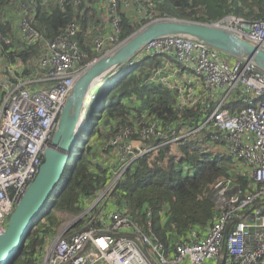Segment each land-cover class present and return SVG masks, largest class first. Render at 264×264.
Wrapping results in <instances>:
<instances>
[{
	"label": "built area",
	"instance_id": "obj_1",
	"mask_svg": "<svg viewBox=\"0 0 264 264\" xmlns=\"http://www.w3.org/2000/svg\"><path fill=\"white\" fill-rule=\"evenodd\" d=\"M114 8V0H109V11L114 12ZM29 10L26 4L31 21ZM109 20L111 34L94 41L99 58L85 62L86 55L74 40L79 32L75 22L63 35L48 40L23 19L19 33L24 45L39 46L36 64L43 71L41 77L22 78L24 64L20 60L12 63V69V64L0 60V236L39 171L75 82L121 44L116 36L118 21L114 16ZM157 20L161 19L152 21ZM214 23L264 50V21L248 23L228 16ZM3 42L11 44L0 31V48ZM155 58L160 66L144 83L170 92L177 119L162 124L148 118L147 110L130 112L131 124L115 130L105 146L113 151L111 161L115 165L108 167L115 179L100 190L99 201L89 204L79 220L65 225L45 245L40 264H264V70L241 59H227L223 53L184 36L152 40L127 62L125 70ZM89 98L95 100L93 93ZM238 103L244 108H235ZM198 108L199 119L193 128L190 121L180 117L182 112ZM201 131L210 134L211 150L221 148L234 161L233 166L242 163L246 168L239 174L247 177L245 188L233 179L213 186L216 215L204 237L177 245L167 253L152 233L149 208L143 211L140 226L123 208L111 209L106 216L103 213L107 210L95 214L97 202L108 198L139 158Z\"/></svg>",
	"mask_w": 264,
	"mask_h": 264
},
{
	"label": "trees",
	"instance_id": "obj_2",
	"mask_svg": "<svg viewBox=\"0 0 264 264\" xmlns=\"http://www.w3.org/2000/svg\"><path fill=\"white\" fill-rule=\"evenodd\" d=\"M102 0H0V31L11 44L1 45L0 60L12 64L20 60L23 64L37 52L38 45L26 46L23 52L13 50L15 44L10 28H20L25 19L45 39L53 40L65 33L66 28L75 22L79 28L74 38L78 42L85 62L99 58L94 50V41L111 34L110 23L105 24L100 15ZM115 17L119 25L118 44L125 41L135 31L154 19H178L199 23H214L228 16L245 22L264 21V0H114ZM27 4L33 14L30 21L25 11ZM128 4L126 7L125 5ZM141 20L140 25L137 22ZM93 40V41H92ZM91 41V42H90ZM224 57L233 58L230 56ZM11 60H9V59ZM13 59V60H12ZM13 62V63H14ZM109 77L93 90L94 102L98 105L108 99L100 118L102 124H94L87 135V142L77 157L69 161L62 181L53 195L47 209L50 210L35 224L27 237L21 253L13 264H37L38 258L51 235L57 230L59 214L77 217L94 200L98 190L108 182L112 160L111 148L105 147L115 130L130 125V112L148 111V118H156L162 124L177 119L178 111L173 109V96L162 86L145 84L146 77L160 66V60L147 59L132 70H125ZM102 97L97 99L101 87ZM1 102V101H0ZM100 102V103H99ZM133 103V106H130ZM129 104V105H128ZM233 109L232 107H228ZM237 109L244 108L240 103ZM105 112V113H104ZM200 109L182 112L193 128L197 127ZM86 121L79 125L77 146L87 132ZM209 133L198 132L172 144L159 146L134 162L124 173L112 192L115 205L123 208L131 220L142 225L143 211H151V230L167 253L177 245L189 244L195 233L198 240L206 235L215 219L213 186L225 179H233L243 188L247 187V177L239 172L246 167L223 153L213 152L208 144ZM75 146V148H76ZM110 159L100 163L101 157ZM243 165V168L241 167Z\"/></svg>",
	"mask_w": 264,
	"mask_h": 264
},
{
	"label": "water",
	"instance_id": "obj_3",
	"mask_svg": "<svg viewBox=\"0 0 264 264\" xmlns=\"http://www.w3.org/2000/svg\"><path fill=\"white\" fill-rule=\"evenodd\" d=\"M166 36L194 39L264 70L263 49L240 39L216 23L161 19L147 23L135 31L110 54L88 67L75 82L59 115L50 145L43 153L39 171L10 215L4 235L0 236V264L14 263L38 218L60 185L75 151L82 109L92 88L121 69L144 45Z\"/></svg>",
	"mask_w": 264,
	"mask_h": 264
},
{
	"label": "rangeland",
	"instance_id": "obj_4",
	"mask_svg": "<svg viewBox=\"0 0 264 264\" xmlns=\"http://www.w3.org/2000/svg\"><path fill=\"white\" fill-rule=\"evenodd\" d=\"M101 2H102V3H101L100 6L102 7L103 11H102L100 17H101L102 21L104 22L103 26H104V28H105V24L108 25V24L110 23L109 16H108V14H109V11H108V8H109V0H102ZM140 21H141V20H139V21L137 22V25H140V24L142 23V22H140ZM10 29H11V28H10ZM14 29H15V31L10 32L11 35H13V37H12V38H13L12 41H13V43L15 44V47L12 46V49H13V50H21V52H23L24 50H22V49H25V48H24L23 38H22L21 34L19 33L20 30H19V28H14ZM105 30H107V28H105L104 30L99 29L98 32H102L100 35H105ZM92 41H93V40H92ZM90 42H91V41H90ZM38 48H39V46H38ZM0 52L3 53V48H0ZM38 52H39V50H38ZM8 59H9V58H8ZM9 60H11V59H9ZM12 60H13V59H12ZM36 60H37V52H36L35 54H32V56H30V57L28 58V62H27L26 64H24V69L21 71L20 77H22V78H31V75H34L35 78H39V77H41L43 71L40 70V69L37 67ZM18 61H19V60H18ZM13 62H14V61H13ZM13 62H12V63H13ZM17 63H18V62H17ZM13 64H14V63H13ZM13 64L10 65L9 68L12 69ZM120 71H121V70H120ZM120 71H116L115 73L111 74L109 77L114 76L115 74L119 73ZM109 77H107V78H106L104 81H102L101 83H104V82L106 83V82L110 81ZM101 83H100V84H101ZM100 84H99V86H100ZM37 87H40V86L37 85ZM95 87H96V86H94L92 89H94ZM103 88H104V87H103ZM103 88H102V86H101V87H99V89L97 90V99H100V98L102 97V90H101V89H103ZM89 95H90V93H89ZM101 101H102V102L98 105V102H97V101L94 102L93 100H91V99L89 98V99L87 100L86 104L83 106V109H82V116H81V121H80L79 125H80L82 122L86 121L88 130H87V132H86L84 138L81 139L80 143L76 146L75 151H73L72 159H71V160H73L75 157H77V156L79 155V153L82 151V149H83L85 143H86L87 140H88L87 135H88V133H89V130L92 128V126H93L94 124H96V126H97L98 124H102V119L100 118V113L102 112V110H103L105 104L108 102V99H107V98H104V99H102ZM128 105H129V104H128ZM130 106H133V103H132ZM104 113H105V112H104ZM78 128H79V127H78ZM77 131H78V130H77ZM146 146H147V147H150V146H152V144H149V145L146 144ZM212 151H213V152H219V153H222L221 148H218V149H216V150H212ZM241 167L243 168V165H241ZM114 179H115V176L112 175V174L110 173V175H109V179H108V182H112ZM120 181H121V180H120ZM108 182H107V183H108ZM117 184H118V183H117ZM116 186H117V185H116ZM115 188H116V187H115ZM58 189H60V187H59ZM100 190H101V189H100ZM100 190H98V193L96 194L94 200H93L90 204L94 203L97 199H98V201H99L100 197L102 196V191H100ZM114 190H115V189H114ZM114 190H113V191H114ZM113 191H112V192H113ZM111 195H112V193L109 194L108 198L105 197V198H103L100 202H97V205H96V207H95V209H96V210H95V214H97V216H99V213H100L101 211H103V210H107L106 212L103 213V214L106 216V214H107V212H108L109 210L114 209V208H117V206L115 205L116 203H115L114 196L112 197ZM89 206H91V205H88V206L86 207V210L89 208ZM49 210H50V208H48V209L45 208V209L43 210V213H42L41 216L38 218L36 224H40V223L42 222V219H41V218H42V217L44 216V214H46ZM56 216H58L57 219L60 221V224H59L57 230L51 235L50 243L53 241V239H54L55 237L58 236L57 234L61 231V229H62L65 225L70 224V223H73V222H75L76 220H79L78 218H79L81 215H80V216H77V217H73V216H68V215H64V214H59V213H58ZM105 216H102V217H105ZM56 235H57V236H56ZM197 237H198V236H196L195 233H191V234L189 235V238H191V240H195V239H197ZM50 243H48V245H49ZM48 245H46V246H48ZM45 253H46V248L44 247L43 250H42V252H41V254H40V258H41V260H39V262H38L37 264H40V263H41V261L43 260V257H44V255H45Z\"/></svg>",
	"mask_w": 264,
	"mask_h": 264
},
{
	"label": "crops",
	"instance_id": "obj_5",
	"mask_svg": "<svg viewBox=\"0 0 264 264\" xmlns=\"http://www.w3.org/2000/svg\"><path fill=\"white\" fill-rule=\"evenodd\" d=\"M13 31H15V29H14V28H11V29H10V32H13ZM14 47H15V45H14ZM108 77H109V76H108ZM103 81H104V80H103ZM100 83H101V82H100ZM100 83H98V84L96 85L95 88H97V86H98ZM95 88L92 89L91 92H92L93 90H95ZM101 158H102V159L100 160V163H102V162L109 163V162H110L109 156H108V158H105V159H104V156H102ZM225 264H232V263H231L230 261H226Z\"/></svg>",
	"mask_w": 264,
	"mask_h": 264
},
{
	"label": "bare ground",
	"instance_id": "obj_6",
	"mask_svg": "<svg viewBox=\"0 0 264 264\" xmlns=\"http://www.w3.org/2000/svg\"><path fill=\"white\" fill-rule=\"evenodd\" d=\"M109 76H110V75H109ZM106 78H107V77H106ZM106 78H105V79H106ZM105 79H104V80H105ZM98 86H99V85H98ZM96 89H97V88H96ZM87 100H88V98L86 99V102H87ZM85 104H86V103H85Z\"/></svg>",
	"mask_w": 264,
	"mask_h": 264
}]
</instances>
